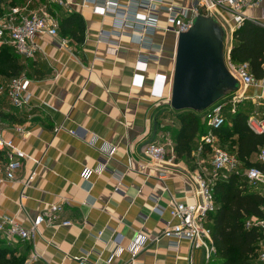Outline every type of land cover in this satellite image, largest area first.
I'll list each match as a JSON object with an SVG mask.
<instances>
[{"label": "crops", "instance_id": "obj_1", "mask_svg": "<svg viewBox=\"0 0 264 264\" xmlns=\"http://www.w3.org/2000/svg\"><path fill=\"white\" fill-rule=\"evenodd\" d=\"M106 1L64 0L66 5L58 6L48 0H0V13L8 16L3 20L35 11L58 23L57 36L35 38L40 49L33 58L19 56V75L28 80L32 97L29 107L9 103L11 76L0 73V135L27 155L15 179L0 186V215L29 227L37 215L49 214L51 205L61 206L56 219L40 224L33 239L13 241L0 232V246L21 259L20 264H205L203 249L192 241L152 240L170 220L171 201L190 202L195 175L211 171V149L202 143L206 125L191 156H176L172 129L180 126L178 113L158 95L155 79L156 73L169 76L174 68L177 37L168 28L166 9L190 10L191 2L111 0L119 9L131 4L136 18L155 10L156 25L145 45L135 40L138 25L103 13ZM14 8L18 14H12ZM71 13L83 22L81 39L60 28ZM247 14L264 22V3ZM138 72L141 76L134 78ZM162 84L167 92V79ZM243 95L236 113L264 118V78L246 87ZM230 107L223 111L229 125L234 115ZM214 139L218 145L215 132ZM149 141L163 143L175 156L174 164L149 163L143 153ZM7 158V152H0L1 171ZM249 161L258 165L257 153ZM242 164L237 173L246 181ZM143 165L148 166L143 170ZM263 189L251 188L258 194ZM64 220L71 225H60ZM137 233L145 242L131 259ZM116 235L119 248L113 243ZM259 253L257 263L264 264Z\"/></svg>", "mask_w": 264, "mask_h": 264}, {"label": "built area", "instance_id": "obj_2", "mask_svg": "<svg viewBox=\"0 0 264 264\" xmlns=\"http://www.w3.org/2000/svg\"><path fill=\"white\" fill-rule=\"evenodd\" d=\"M190 2L192 5L190 10L177 6L167 7L168 28L172 29L177 37L179 33L185 32L191 27L192 21L197 15L217 20L224 30V63L229 73L237 80L238 88L200 113L202 121L208 127V132L202 137V143L211 149V171L208 174L198 173L195 175L190 202L183 200L171 201L170 220L165 222L163 229L152 240L157 241L160 237H165L177 242L182 239L192 241L196 247L203 249L204 263L208 264L216 254V247L206 226L209 213L215 209L213 188L218 180L227 179L233 172L237 173L239 167V160L235 154L215 145L214 131L218 130L226 121L223 111L227 104L231 105L230 112L235 114L236 104L244 98L245 88L255 85L258 81L251 73L247 61L234 62L231 60L230 50L233 46L234 33L245 20H252L264 26V22L261 23L247 14L248 10L262 5L264 0H190ZM48 3L58 6L66 5L64 0H48ZM130 8L131 4L129 7L119 9L116 2L107 0L101 10L103 13L113 15L125 24L134 23L138 25L135 40L139 44H150L149 36L156 25L155 10L150 8L147 15L136 18L131 15ZM11 12L12 14H18L19 9L14 8ZM57 34V21L45 12L38 13L34 11L26 16H19L17 20L0 19V43L9 44L17 55L25 58H33L40 49L35 42L36 37L44 35L54 37ZM139 76L141 75L138 72L134 75V78ZM172 78L173 73L169 76L161 73L155 74L159 88L158 95L165 96L168 100H170ZM166 79L168 81L167 92L162 84ZM6 93L9 103L13 107L22 109L30 106L32 97L28 91V80L25 76L16 75L12 77L6 88ZM246 124L256 134L264 135V118L250 115L246 119ZM70 133L75 134L74 131H70ZM0 152L8 153L3 171L0 169L1 186L5 180L15 179V173L20 169L27 155L17 148L11 139L4 138L1 135ZM143 153L151 164L160 166L174 164L175 156L168 153L163 143L149 141L143 147ZM257 163L258 165L249 166L244 172L246 183L250 188L264 185V143L258 149ZM147 166L140 167L144 170ZM259 195L264 201V189L259 192ZM261 209L264 211V203ZM60 210V205H51L49 214L37 215L31 221L29 227L22 226L11 217L0 215V232H3L8 239L13 241L31 240L38 233V226L42 223L50 224L51 221L56 219V214ZM4 224L7 225L6 228H4ZM60 225H71V221L64 220ZM245 226L255 227L260 232L258 241L259 258L264 260V217H249ZM100 235L101 231L98 233V237ZM120 241V235H116L113 239L116 248L120 247ZM144 242L145 237L141 233H137L132 242L134 251L131 253V259L135 257L138 248ZM133 262L132 260L130 264H134ZM74 264L87 263L78 261Z\"/></svg>", "mask_w": 264, "mask_h": 264}, {"label": "trees", "instance_id": "obj_3", "mask_svg": "<svg viewBox=\"0 0 264 264\" xmlns=\"http://www.w3.org/2000/svg\"><path fill=\"white\" fill-rule=\"evenodd\" d=\"M46 2V0H38ZM64 33L81 39L83 22L77 13H71L60 24ZM234 62L247 61L256 79L264 77V26L245 20L234 33L230 50ZM13 48L0 45V73L14 77L19 75L22 65ZM180 124L172 129L174 151L177 157L189 158L199 135L205 134V124L200 113L188 110L177 112ZM247 116L239 111L225 121L214 132L218 135L223 149L234 151L239 161L248 166L257 165L249 161L264 143V135L256 134L246 124ZM228 143V144H226ZM226 147H225V146ZM215 209L208 215L206 226L216 247V254L208 264H258V241L260 232L255 227H246L249 217H264L261 209L262 197L251 190L239 173H231L227 179H220L213 188ZM21 259L13 256L6 247L0 246V264H20Z\"/></svg>", "mask_w": 264, "mask_h": 264}, {"label": "water", "instance_id": "obj_4", "mask_svg": "<svg viewBox=\"0 0 264 264\" xmlns=\"http://www.w3.org/2000/svg\"><path fill=\"white\" fill-rule=\"evenodd\" d=\"M238 88L224 63V30L197 15L177 36L169 105L175 112L201 113Z\"/></svg>", "mask_w": 264, "mask_h": 264}, {"label": "rangeland", "instance_id": "obj_5", "mask_svg": "<svg viewBox=\"0 0 264 264\" xmlns=\"http://www.w3.org/2000/svg\"><path fill=\"white\" fill-rule=\"evenodd\" d=\"M5 10H6V12L7 11H9V8H4ZM33 9V8H32ZM33 10H35V9H33ZM8 16H7V14L4 12V13H0V19H2V18H7ZM253 18H255L257 21H259V22H263V19L262 20H260L259 18V20L257 19V16L256 15H253L252 16ZM221 100V99H220ZM219 101V100H218ZM226 111V113H227V110H225ZM226 144H228V143H226ZM218 145H220V146H222L223 147V145H222V143H221V141H220V143H218ZM225 146V145H224ZM227 146V145H226ZM195 148V145H193V149ZM210 157V156H209ZM209 157H207V158H209ZM245 168H246V165L245 164H242V166H241V171H243V170H245Z\"/></svg>", "mask_w": 264, "mask_h": 264}]
</instances>
